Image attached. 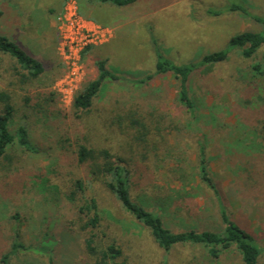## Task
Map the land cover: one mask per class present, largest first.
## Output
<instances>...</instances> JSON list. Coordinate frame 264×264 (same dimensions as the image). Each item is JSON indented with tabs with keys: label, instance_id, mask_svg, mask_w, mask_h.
<instances>
[{
	"label": "rangeland",
	"instance_id": "rangeland-1",
	"mask_svg": "<svg viewBox=\"0 0 264 264\" xmlns=\"http://www.w3.org/2000/svg\"><path fill=\"white\" fill-rule=\"evenodd\" d=\"M90 2L94 3L0 0V12L4 14L0 33L32 52L46 72L38 85L30 87L17 75L16 62L0 54V91L11 93L16 103L30 90L51 91L58 95L59 109L71 114L76 92L97 78L98 61L107 60L111 69L137 79L152 74L156 64L152 36L165 57L180 65L224 50L240 33L263 30L251 18L225 10L231 4H242L264 20V0H141L129 9L109 5L107 11L112 14L107 13L111 18L118 17L116 25L94 21L92 17L99 20V16L87 13L86 4ZM20 11L21 18L16 15ZM219 11V16L213 14ZM70 41L75 43L74 75L65 61L70 57ZM257 62L264 65V46L252 59H245L240 50L234 49L211 74L194 77L190 82L196 105L194 117L178 104L177 82L170 76L157 79L144 90L126 83L107 84L95 109L139 106L144 116L151 114L149 124L164 129L154 140L163 141L166 147L147 163L153 179L149 195L156 201L166 200L162 202L167 210L164 221L175 232L222 229L217 198L199 178L203 147L221 201L232 220L255 238L262 252L260 264H264V77L251 78ZM73 119L71 115L66 123L72 124ZM45 131L40 122L33 134L37 145L48 149L51 143L43 136ZM109 137L114 143L122 141L113 133ZM15 151L22 156L26 175L0 183V264H95L96 259L87 251L88 236L67 232L77 219L74 205L62 200L60 188L47 191L40 184L44 177L57 173V164H64L62 156L57 158L55 150L33 158ZM59 172L58 177L63 178L70 171ZM110 200L103 196L100 204L105 225H111L116 238L130 235L141 244L148 238L141 234V227L132 224L133 219ZM102 241L105 244L106 239ZM15 243H23L26 249L3 262ZM155 251L149 246L139 255L153 263L167 259L171 264H243L237 251L225 253L217 261L206 258V251L199 246L177 247L171 254Z\"/></svg>",
	"mask_w": 264,
	"mask_h": 264
},
{
	"label": "trees",
	"instance_id": "trees-1",
	"mask_svg": "<svg viewBox=\"0 0 264 264\" xmlns=\"http://www.w3.org/2000/svg\"><path fill=\"white\" fill-rule=\"evenodd\" d=\"M98 1L126 8L140 0ZM225 11L238 12L251 18L263 30L240 33L229 40L224 50L209 53L199 61L180 65L165 57L158 47V41L152 36L156 56L152 74L137 79L111 69L107 60L98 61L97 78L86 82L76 92L71 114L59 109L58 95L51 91L32 93L30 90L19 103L14 101L11 93L0 91V183L1 180L18 179L23 178L22 174L26 175L25 167L21 165L22 156L19 157L15 150L32 158L53 150L58 152L59 156L56 157L62 156L64 164H57V173L44 177L40 184L47 187V191L60 188L58 191L62 200L74 205L77 219L70 223L67 232L88 236L85 243L89 254L96 259L95 264H171L167 259L153 263L147 256L139 255V251L145 252L149 246L164 254H171L177 247L199 246L206 251V258L212 261H217L225 253L237 251L243 264H260L261 249L252 234L229 216L209 172L203 147L198 163L199 178L201 184L207 185L217 198L222 229L175 232L164 221L167 210L162 202L166 200L156 201L149 195L153 179L148 175L147 163L154 154L157 155L166 147L163 141L154 140V136H162L164 129L161 125L153 127L149 124L151 114L144 116L139 106L123 105V108L111 111L95 109L96 100L107 84L126 83L144 90L157 79L170 76L177 82L178 104L194 117L196 105L190 93L192 79L211 74L216 65L228 60L231 50L238 49L245 59H252L264 46L262 18L251 14L242 4H231ZM221 13L213 14L219 16ZM2 16L4 14L0 12V18ZM0 54L16 62L17 75L25 85H38L45 76L42 61L1 33ZM263 77L264 65L257 62L252 66L251 78L257 80ZM71 115L74 117L73 123H66ZM40 122L46 129L43 136L50 138L51 146L48 149L38 146L33 134V129ZM110 133L119 136L122 141L112 142ZM58 170L70 172L68 176L60 178ZM179 180L183 181V178ZM89 190L91 195H88ZM103 196L117 203L133 219L132 224L141 227V234L148 237L140 241L142 245L130 235L128 239L123 234L116 238L111 225H105L106 220L100 212ZM103 239H106L105 244ZM24 249L26 246L23 243H15L11 254H6L2 261L6 262L12 254Z\"/></svg>",
	"mask_w": 264,
	"mask_h": 264
},
{
	"label": "crops",
	"instance_id": "crops-1",
	"mask_svg": "<svg viewBox=\"0 0 264 264\" xmlns=\"http://www.w3.org/2000/svg\"><path fill=\"white\" fill-rule=\"evenodd\" d=\"M94 1V3L92 4V2H90V3H88V4H86V11H87V13H91V14H96V15H98L99 16V20H97V19H95V18H93L92 17V19L94 20V21H96V22H98V23H101V24H110V23H112V24H117L116 23V20L118 19V17L116 16V15H113V17L111 18V16L112 15H110L109 13H111V11H110V9L108 10L109 11V13H107L108 11H107V9L109 8V5H111V4H107V3H101V2H99L98 0H93ZM141 1V0H140ZM139 1V2H140ZM139 2H137V3H139ZM136 5V4H135ZM112 6H114V5H112ZM134 6V5H133ZM133 6H131V7H126V8H119V7H116V6H114V7H116V8H119V9H129V8H132ZM19 13L21 14V11L20 12H16V15L19 17V18H21L20 16H19ZM112 14V13H111ZM45 16H47V14H45ZM110 21V22H109ZM16 24H18V25H20L21 23L18 21V18L16 19Z\"/></svg>",
	"mask_w": 264,
	"mask_h": 264
},
{
	"label": "built area",
	"instance_id": "built-area-1",
	"mask_svg": "<svg viewBox=\"0 0 264 264\" xmlns=\"http://www.w3.org/2000/svg\"><path fill=\"white\" fill-rule=\"evenodd\" d=\"M71 1H73V0H71ZM86 38L85 39H83V40H81V43L82 44H85L86 43ZM70 44H69V58L68 59H66L65 61H67V65L69 66V68L71 69V73H72V75H74L75 74V72H76V70H75V67H76V62H75V59H74V57L73 56H75V54H74V52H73V49H72V46H73V44H75V43H73V42H69Z\"/></svg>",
	"mask_w": 264,
	"mask_h": 264
}]
</instances>
